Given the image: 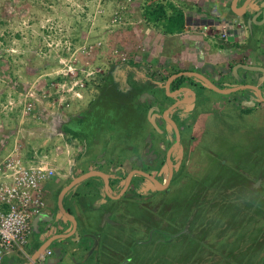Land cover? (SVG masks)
<instances>
[{"label": "rangeland", "instance_id": "obj_1", "mask_svg": "<svg viewBox=\"0 0 264 264\" xmlns=\"http://www.w3.org/2000/svg\"><path fill=\"white\" fill-rule=\"evenodd\" d=\"M145 1L0 0V166L8 155L17 153L28 163L53 168L59 175L66 173L71 156L63 151L72 142L74 148L81 146L82 141L65 134L64 128L81 118L89 101L101 94L98 86L113 68H126L132 53L150 54L144 34L136 33L143 32L145 23L139 14L144 13ZM147 1L169 4L167 0ZM254 76L261 77L259 73ZM118 78L94 106L110 118L134 117L127 99L132 91L121 75ZM209 96L222 98L213 90ZM147 100L140 98L139 103L147 108ZM191 108L180 110L182 119L189 118ZM150 109L145 112L148 118ZM197 111L191 127L197 143L203 145L196 160L201 185L264 172V140L257 144L255 136L264 137V108L226 111L207 105ZM141 131L139 127L134 136L143 137L138 134ZM220 163L225 168L220 169ZM194 184L188 181L182 192L172 195V202L178 203L176 217L185 211L179 195L188 194ZM225 188L217 189L237 195L230 200L231 206L211 194L197 208V214L201 209L203 215L197 222L200 236L194 237L196 245L188 244L187 249L180 241L161 244L156 252L167 257L156 264H186L194 255L198 263L192 260V264H264V182L247 197L250 190L240 193ZM80 190L87 191V186ZM241 195L244 198L236 201Z\"/></svg>", "mask_w": 264, "mask_h": 264}, {"label": "crops", "instance_id": "obj_2", "mask_svg": "<svg viewBox=\"0 0 264 264\" xmlns=\"http://www.w3.org/2000/svg\"><path fill=\"white\" fill-rule=\"evenodd\" d=\"M167 1L183 14L185 21L183 32L165 34L157 26L147 22L141 10L140 21L145 24L143 32L137 30L136 33L144 34V40L149 42L150 54L146 57L139 51L132 53L133 58L128 60L126 68H113L106 75L105 85L110 82L104 90L112 89L116 83L115 79H119L121 75L132 91L129 95L135 104L144 97L148 99L146 106H152L159 101L164 107L163 98L158 99L164 97L165 92L167 97L172 98L169 96L171 90L181 86L180 81L174 79L170 82L169 90L166 88L170 76L171 79L174 78L172 74L178 71H194L201 74L203 70V75L209 80L212 78L219 80L221 78L219 74H229L232 68L234 78L243 75L244 67L241 66L243 62L250 66L264 67V60L257 59V53L261 55L264 53V0ZM140 5V1L137 2V6ZM222 23L241 26L235 44H223L215 27ZM255 67L250 68L261 71L263 69ZM245 69H248L247 66ZM129 77H132V81ZM183 96L186 100L192 101L189 92H185ZM151 111H155L154 108ZM87 114L91 117L90 113ZM156 121L160 125L159 119ZM93 122H96L94 117L87 125L85 124L87 129L81 136V146L74 148L72 142V145L63 151L64 155L69 152L71 156L70 167L66 173L59 175L57 172V176L42 185L46 209L33 220L29 257L13 253L3 264H30L32 256L41 245L55 236L61 237L54 240L41 255L44 257L43 264H112L111 259L104 260L99 257L107 249L114 251L119 248L116 238L121 221H126L127 224L129 220L128 199L125 200L124 213L122 215L117 213L118 202L115 196H119L117 194L121 185L116 174L119 175L120 165L126 163L125 159L130 155L127 151L128 146L134 144L135 121L131 119L116 130L113 128V121L104 122L103 126L111 132L104 137L101 133L105 131H102L98 124L95 126L96 123ZM119 142L122 143L120 147ZM90 171L100 172L106 177L98 176L80 182L70 188L63 197V208L72 213L77 221L74 229L70 217L60 209L58 199L74 178ZM105 179L107 183L110 180L109 187ZM83 185L87 186V191L80 190V186ZM91 186L96 190H92ZM47 251H51V254L48 255ZM112 255L111 253L110 256Z\"/></svg>", "mask_w": 264, "mask_h": 264}, {"label": "flooded vegetation", "instance_id": "obj_3", "mask_svg": "<svg viewBox=\"0 0 264 264\" xmlns=\"http://www.w3.org/2000/svg\"><path fill=\"white\" fill-rule=\"evenodd\" d=\"M238 37L235 41L229 42L222 39V36H220L225 45L235 44ZM257 59L264 60V53L262 55L257 53ZM241 66L244 67L243 75H240L241 78L238 76L234 78V68H232L229 74H219L221 77L219 80L215 78L210 79L221 89L227 91V94L215 91L222 95L221 100L209 96V91L212 89L206 88L207 86L204 85L202 80L197 79L195 76L192 77L188 75L189 72L194 71H178L172 74V76H176L175 80L180 81L181 86L171 90V92L178 91L183 87L191 88L196 92V99L193 104L177 106L167 115L176 126L163 118V113L176 103L175 100L185 99L183 96L185 93L176 96L174 98L175 100L167 97L164 93L165 96L158 99L160 100L163 98L164 107L159 101L155 103L158 105V108L162 107L161 112H159V118L154 115L157 114L156 109H154L155 111L151 114L150 108L156 106H147L148 109H150L149 118L146 116L145 120L142 122L135 121V127L138 126L142 129L138 134H143V137H141V135L134 136V144L127 148L130 155L125 159L126 163L123 162L120 165V169L118 170L119 175L116 174L120 182L119 184L121 185L119 186L120 190L117 194L119 196H115V200L118 202L117 213H119V215L124 213V206H126L125 200L128 199L127 204L130 208L128 211L130 215L129 220L127 224L125 223L126 221H121L118 237L116 238L119 248L114 251L112 249H107L103 252V255H100V259H111L112 264H156L157 261L164 260V258L167 257L162 256V252H156L161 244L166 245L167 243L172 244L180 241L187 249L188 244L196 245L194 237L200 236V227L197 222L199 217L203 215L201 214V209L197 214V208L199 209L206 196L211 198L215 195L219 199L222 198L228 201V205L231 206L230 200L233 196L237 195L234 194L232 196L228 194L226 190L219 193L218 187L226 186L227 188L225 189H227L228 192L245 193L246 190H250L245 197L249 196V194H252L254 191H258L256 189L264 182L263 171L255 172L257 175L248 172L244 175V178L241 177V174L237 173L240 177L237 176L230 182L225 181L228 179V177H226L207 182L204 186L200 184L197 177L199 167L197 166L196 160L200 153L199 150L202 149L203 145H199L196 141L197 137L191 127V125L196 122L191 118L198 112V107L199 109L201 107L204 109L205 106L210 105L211 107L213 106L214 109L226 108V111L228 108H233V111H236V109L239 110V108L242 107L247 111L264 108V100L261 98V96L264 97V80H261L264 78V76L262 77V74L264 75V67L256 66L263 68L261 71L251 68H248L249 70L245 69L246 66L250 65L244 62ZM255 73H259L261 77L256 78L254 76ZM201 74H203V70ZM192 78L194 80H191ZM236 88L243 89H237L238 91L231 92ZM189 106H192V108L189 112V118L186 119L189 121L187 122L182 119L180 110H188ZM148 109L146 112H148ZM156 119H159L161 122L160 125H158L157 121L155 122ZM175 127H177V130ZM147 128L149 131L145 132ZM255 136L257 138V144L263 143V135L256 133ZM119 143L118 146L120 147L122 143ZM253 149L256 150L254 147L251 149L250 153L255 154L252 152ZM219 166L220 169L225 168L222 163H220ZM190 167L194 169H189ZM146 175H150L160 186H165V188L159 189L156 183L146 177ZM130 176L131 180L129 186L126 187L127 178ZM191 177L195 179H189ZM191 180H193L195 184L192 186L189 193L179 195L183 201L182 206L185 211L180 218L178 216L176 217L175 213L177 211L175 205L178 203L176 201L172 202V195L177 192H182L183 187ZM253 185L254 188H251ZM90 188L96 190L93 186ZM238 198L239 199L236 201L240 202L244 197L241 195ZM252 198L254 199V196ZM204 238L205 237H202L201 239ZM194 250L196 251L198 248ZM109 252L113 255L110 256L111 253ZM194 256H188L189 258L186 264H192V260L198 263V259H195Z\"/></svg>", "mask_w": 264, "mask_h": 264}, {"label": "built area", "instance_id": "obj_4", "mask_svg": "<svg viewBox=\"0 0 264 264\" xmlns=\"http://www.w3.org/2000/svg\"><path fill=\"white\" fill-rule=\"evenodd\" d=\"M152 1V0H151ZM218 33L229 42L238 37L241 26L217 24ZM126 60V56H122ZM57 172L50 167L26 162L20 154L11 153L0 166V264L11 254L29 257L33 220L46 209L43 183ZM48 255L50 251L46 252ZM39 257L34 264H43Z\"/></svg>", "mask_w": 264, "mask_h": 264}, {"label": "trees", "instance_id": "obj_5", "mask_svg": "<svg viewBox=\"0 0 264 264\" xmlns=\"http://www.w3.org/2000/svg\"><path fill=\"white\" fill-rule=\"evenodd\" d=\"M147 5V6H146ZM169 11H171V13H169ZM143 18L145 20H147V22L149 23H153L155 26H157L158 28H161V30L165 33V34H170V35H174L177 33H181L184 30V26H185V21H184V16L181 13V11L179 9H177L176 7L174 8V6L169 3V4H161V3H149L148 1L146 2L145 6H144V13H143ZM132 63V61H131ZM105 79L103 80V82L101 83L100 86H98L99 88V92H101V94H96L94 98H92L89 101V105L88 107L85 108L84 112H82V117L75 120L74 123L70 124L68 127L64 128V133L69 135L71 134L73 138L77 139V138H81L82 135H84V133L86 132V126L88 120H91L93 117L94 119H96V123L95 126H97L99 128H102V131L104 130V133H101L102 137H104L107 133L109 134V129H107L105 126H103L104 122H109L110 120L114 122V126L113 128L116 130L117 127H121L123 126L127 121L129 120H134L137 122H142L145 120L146 118V111L148 109L145 108L144 106H141L140 103L135 104V102L132 101L131 96L128 95L127 99H128V103H129V107L131 108V110L133 111V115L134 117H129V116H122L120 118H110L108 115H106V113L96 107V105L94 106L95 103H97L102 97L103 95L111 90H104V88H106V85L109 84V82L105 85ZM135 85V84H134ZM134 87V86H132ZM130 99V101H129ZM123 101V100H122ZM95 108V109H94ZM127 109V107L125 108ZM87 113L91 114V117L88 116ZM108 116L107 118H105L106 116ZM132 116V114H131ZM77 126L80 128L77 129ZM109 128V127H108ZM139 127H135L134 130H137ZM111 133V132H110ZM107 134V135H108Z\"/></svg>", "mask_w": 264, "mask_h": 264}, {"label": "water", "instance_id": "obj_6", "mask_svg": "<svg viewBox=\"0 0 264 264\" xmlns=\"http://www.w3.org/2000/svg\"><path fill=\"white\" fill-rule=\"evenodd\" d=\"M247 68H250V66H247ZM249 70V69H248ZM189 76H192V77H196L197 79L199 80H202L204 82V85H206L207 87L206 88H209V89H212L214 91H218L222 94H227V91L226 90H223L221 89L218 85H216L215 83H213L211 80H209L208 78H206L203 74H199V73H196V72H189L188 73ZM174 78L171 79V77L169 78L170 80H168L167 82V85H166V88L169 90V86H170V82L174 79H176V76H173ZM242 90L243 88H236V89H233L231 92H235V91H238V90ZM185 92H189L190 93V98H192V101L190 100H186L184 98L182 99H178V100H175L176 103L170 107L168 110H166L164 113H163V116L165 119H167L170 123H172L174 126L175 123L169 119L167 117V115L177 106H180V105H183V104H193L194 103V100L196 99V92L194 90H192L191 88H188V87H183L181 89H179L178 91H175V92H170L172 98H175L176 96H179L181 95L182 93H185ZM259 92V91H258ZM260 93V92H259ZM174 94V95H173ZM261 95V93H260ZM262 100H264V97L261 96ZM158 106H156L154 109H157ZM157 115H160L159 112H157ZM176 130H177V127H175ZM98 176H102V177H106L105 174L104 175H101L100 172H97V171H90V172H86V173H83L82 175H79L78 177L74 178L70 184L61 192L60 196H59V207L60 209L62 210V212H64L66 215H68L73 223V227L75 229L76 225H77V221L75 219V217L73 216L72 213L70 212H67L65 210V208H63V197L65 195V193L70 189L72 188L73 186H75L76 184L80 183V182H83L89 178H93V177H98ZM146 177H148L149 179L153 180L154 183H156V186L159 188V189H164L165 186H160L159 183H157L150 175H146ZM106 180V183H107V179ZM130 180H131V176L127 178V182H126V187L129 186V183H130ZM110 185V180H108V183H107V186L109 187ZM61 237V236H59ZM58 236H55V237H52L48 240H46L40 247V249L34 254V256H32L31 258V261H30V264H34L35 261L45 253V251L48 249V247L51 245L52 242H54V240L58 239L59 238Z\"/></svg>", "mask_w": 264, "mask_h": 264}]
</instances>
